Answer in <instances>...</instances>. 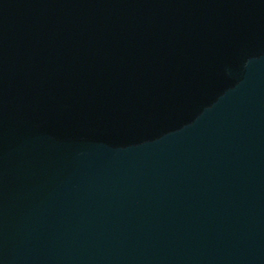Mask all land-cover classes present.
Instances as JSON below:
<instances>
[{
	"label": "water",
	"instance_id": "95a60500",
	"mask_svg": "<svg viewBox=\"0 0 264 264\" xmlns=\"http://www.w3.org/2000/svg\"><path fill=\"white\" fill-rule=\"evenodd\" d=\"M0 264H264V0H0Z\"/></svg>",
	"mask_w": 264,
	"mask_h": 264
}]
</instances>
